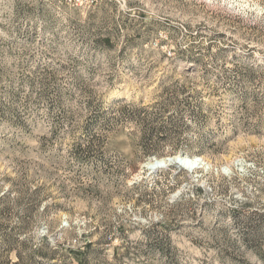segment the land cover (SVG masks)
I'll return each mask as SVG.
<instances>
[{
    "label": "rangeland",
    "instance_id": "374dc122",
    "mask_svg": "<svg viewBox=\"0 0 264 264\" xmlns=\"http://www.w3.org/2000/svg\"><path fill=\"white\" fill-rule=\"evenodd\" d=\"M2 194L0 264H264V0H0Z\"/></svg>",
    "mask_w": 264,
    "mask_h": 264
},
{
    "label": "bare ground",
    "instance_id": "6f19581e",
    "mask_svg": "<svg viewBox=\"0 0 264 264\" xmlns=\"http://www.w3.org/2000/svg\"><path fill=\"white\" fill-rule=\"evenodd\" d=\"M179 156L169 157L170 159H172L174 161L172 163L169 162V160L167 158H156L153 161L147 162V167H149V169H152V168H156V167H161L162 165H166L167 166L170 163L171 164H178V163L180 164V162L176 161ZM181 157H182V162L181 163L186 168L197 169L198 167H201L203 164L204 165L206 164V166H208L207 165L208 163L206 162V160H204L200 156H196V157L181 156Z\"/></svg>",
    "mask_w": 264,
    "mask_h": 264
},
{
    "label": "trees",
    "instance_id": "16d2710c",
    "mask_svg": "<svg viewBox=\"0 0 264 264\" xmlns=\"http://www.w3.org/2000/svg\"><path fill=\"white\" fill-rule=\"evenodd\" d=\"M3 196H4V194H2V195L0 196V201H3V199H4ZM18 242L21 243V244H24V243H25L24 240L22 241V240H19V239H18ZM14 244H15V243H13V241H9V243H8V245H7V246H8V247H7V250H8V251H12V250L15 248V245H14ZM17 253H18L19 256H20V252L17 251Z\"/></svg>",
    "mask_w": 264,
    "mask_h": 264
},
{
    "label": "water",
    "instance_id": "95a60500",
    "mask_svg": "<svg viewBox=\"0 0 264 264\" xmlns=\"http://www.w3.org/2000/svg\"><path fill=\"white\" fill-rule=\"evenodd\" d=\"M167 159H168L169 162H171V163L174 162V161H173L172 159H170L169 157H168ZM176 161L180 162V164H181V165H180V164L178 163V165L184 167V166L182 165V163H181V162H182V157H181V156H179V157L177 158ZM156 163H157V162H156ZM171 163H170L169 165H172ZM163 166H166V165H162L161 167H163ZM147 168L149 169V167H147ZM152 169H153V168H152Z\"/></svg>",
    "mask_w": 264,
    "mask_h": 264
}]
</instances>
